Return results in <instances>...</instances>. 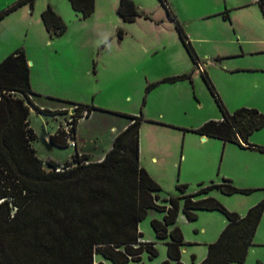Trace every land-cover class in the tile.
Returning <instances> with one entry per match:
<instances>
[{"label":"trees","instance_id":"trees-1","mask_svg":"<svg viewBox=\"0 0 264 264\" xmlns=\"http://www.w3.org/2000/svg\"><path fill=\"white\" fill-rule=\"evenodd\" d=\"M34 2L16 0L0 10V19L24 4L33 8ZM69 2L83 19L94 11V0ZM159 2L174 22L197 68L199 59L168 0ZM263 2L258 0L260 6ZM117 11L128 22L140 16L132 0H120ZM41 18L51 37L64 33L66 25L50 5L41 12ZM117 33L122 36L121 29ZM200 74L217 102L221 118L207 120L190 131L264 153V146L249 141L252 133L264 126V114L254 107L228 111L206 71L203 69ZM183 79L191 81L192 73L164 77L149 83L146 91L159 82ZM32 95L36 94L30 84L28 60L24 50L18 48L0 61V264H104L95 262V255L113 264H126L130 260L140 261L143 252L153 258L157 255L156 243L142 241L143 233L138 228L149 209L164 214L161 220H151L156 238L164 240L167 248V259L161 264H184L181 247L185 243L180 228L175 225L176 219L181 211L189 221L196 220L198 210H218L228 220L217 240L207 245V255L198 264L245 260L264 211V198L241 216L212 196L195 197L214 189L232 195L248 194L254 188H240L223 178L205 186L200 183L194 193H187L188 185L179 183L176 187L180 195L161 198V186L139 163L141 112L138 115L113 112L131 122L114 137L112 147L101 161H90L89 154L75 150L62 164L48 159L46 170L32 146L36 134L30 126V109L44 116L65 114L68 109L41 108L34 103ZM65 102L73 105L74 110L68 127L59 124L49 136V142L58 148L68 147L69 140L76 147V125L81 117H88L96 109L107 111L93 104Z\"/></svg>","mask_w":264,"mask_h":264},{"label":"rangeland","instance_id":"rangeland-1","mask_svg":"<svg viewBox=\"0 0 264 264\" xmlns=\"http://www.w3.org/2000/svg\"><path fill=\"white\" fill-rule=\"evenodd\" d=\"M15 1L16 0H0V5L3 6L1 10L7 8ZM44 1L45 0H38L36 5L37 8L42 5ZM151 1L154 12L158 14V12L161 11L159 2H156L158 0ZM255 1L256 0H189L188 3H192L196 7V9L189 10L186 5H184V0H168L170 5L172 3L176 6L178 10L177 12L183 15L186 19H189L190 23L187 28L188 30L196 31L195 34H202L206 31L214 32L213 30L205 28H207V26L210 28L216 27L213 22H210L212 20L203 21L196 18V16H199V10L197 7L206 6L209 9H223L226 7L225 3H227L226 8L229 9L231 6H240L241 4L248 2L249 5L247 6L246 11H239L240 9L235 11L236 18L240 22V25H243L246 22L249 27L246 33L243 32L242 34V39H245L246 41V43L243 44L246 50L253 47H264V22L263 20H260V15H262L263 19L264 16L259 9L260 5L258 0L257 3H255ZM71 17L63 19L65 25L67 24L68 27L66 33L56 39H51L52 45L49 46L50 49L48 48L47 50L51 51L57 49L59 53L58 55L56 53V57H50L51 61H49L46 71L42 68V65L44 64L42 60L45 58L44 52L42 50L39 52L41 49L40 45L37 42V39L35 41L33 38V33L40 34V29L38 31V28H36L34 23H32V25L29 24L28 19H24L23 22H21L22 19H20L19 23L16 22L17 32L13 31L11 33V42L12 44H19L17 49L22 48L25 50V47H28L27 54L30 58H33L34 64H32L30 60L28 63L32 66L35 76L34 80H36V84H39L37 86L53 90V92L60 95L58 98L63 100L83 104H94L101 109L106 108V106L113 107L114 109H108L112 110L110 113L128 112L126 114L138 115L141 112L143 114V122L139 130V144L140 148L142 147V158L143 162L149 166H152L149 161L151 154H154L158 158L159 165L161 166L162 178H164V187L160 195L161 198L168 197L169 192H173L175 195H180V191L177 189L176 185L182 183L181 179H184L187 176L190 177V172L192 173L193 169L197 167L200 169L204 168L202 173L207 175L210 174L208 176L212 177V179L217 182H220L226 177L222 175L223 171H225L227 174L233 176L235 178L234 180L240 184L238 187L247 184L242 176L243 171H234L233 168L237 164L243 165L244 168L248 167V165L254 166L257 162L252 156H249L246 153L237 152L235 148H233L232 151L229 150V153L226 154L223 162L222 140L219 142V140L211 139L205 143L201 138H197V136L199 137V134L190 131L192 127L199 126L208 119H216L215 116L217 115L221 116L217 102L200 76H197L196 79L193 78L192 80L195 97H193L189 85L187 88H184V86L181 85L173 88L161 86L153 89L151 93L146 92V86L142 74L150 67V65L153 66L156 64V59H158L157 62H159L160 65H162V63L166 65L164 62V60H166L164 54H159L158 58L152 60L151 56H148L146 53L148 39L143 37L139 44L131 42V38L126 39L125 42L122 43L125 50L121 51L116 49L118 48L116 42L110 43V47H112L111 53L108 54L110 56H108L105 49H103L105 44L98 46L96 42H92L88 37H83L82 42L78 43L82 46L80 53L77 55L71 54L70 51H73L71 49L74 45L75 33L81 30V28H83L82 31H85V24L88 23L84 20H77V18ZM218 29L219 28H217V30ZM224 29L231 33V27L227 24ZM34 36L38 38V35ZM152 36L156 38L155 35ZM163 38L167 39L169 36L165 34ZM134 46L139 47V49L134 48ZM240 46V44L230 42L222 43L217 42L216 40L197 45L201 54L202 52H206L209 54L207 58L213 60L212 62L207 61L206 57H202L204 55H200L201 57H199L201 61L206 63L204 64L205 70L225 108L231 112L242 106H254L264 114V72L231 70V68L235 66L264 65V53L252 55L245 54L241 57L228 55L227 58L221 60L222 62L215 63L214 58L217 56L218 51L234 52L237 49L240 50ZM0 48H2L1 44ZM107 48L109 47L107 46ZM92 53L94 54L93 56L91 55ZM98 55H105V57L102 58V63L104 65L101 67L95 66L97 64ZM111 56L120 57L116 63L109 65L110 60L108 59ZM42 73H45L47 78L54 75L53 79L49 78L47 80L44 78V75L43 80ZM184 92L187 100L183 99L182 94ZM37 101L41 102L40 99H37ZM163 101L168 102V107L167 105L165 106L166 102ZM147 107L149 108V116H151V118L154 117L158 121H154V118H146L145 111ZM68 109L67 113L59 114L54 117L44 116L34 110L30 113V126L36 134V139L32 142V146L38 157L44 161L46 170L48 169L46 166L48 158H56L64 163L66 158L70 159L71 154L75 152L70 148L55 147L43 138L44 133L47 130L54 129L55 131L59 121L58 119L61 121L65 120L62 125L68 127V122L71 120L70 111L73 109V105H70ZM122 110H125L126 112H122ZM99 115L101 114H96L94 120L82 122L79 126L80 130L86 132L87 127L91 122L94 121L96 125L101 122ZM117 117H121V120L125 119L121 115H118ZM161 119L164 121H161ZM170 121L172 123H170ZM100 126L102 125L100 124ZM164 127L170 128L171 130H167ZM97 128L101 132V135L95 145L96 155L100 154L101 148L106 146V141L102 139L103 129L99 127V125ZM105 134L108 136L107 130H105ZM253 136L264 146V126L260 130L254 132ZM165 139L169 140L168 143L172 145L167 151H165ZM192 143L193 145L191 146ZM184 152L187 155V160L185 161L184 159L182 160V153ZM166 165L168 166V169L163 168ZM258 176L259 174H257V179L254 180L256 183L254 184L262 185L258 189L257 187H252L255 190L251 193L224 195L216 189L210 193H215L217 196L226 200L228 199L230 204L238 207L242 206V203L249 204L251 202H258L264 198V189H262V187H264V173L261 174L259 178ZM194 188L197 190L198 181L189 184L186 191L194 193L196 192L192 191ZM161 203L167 204V202L164 201ZM154 214H160L162 216L163 212L149 209L146 217L140 221V229L143 232V236L146 238L152 237L156 242L155 247L157 249V255L153 258H149L147 252H143L140 261L136 262L130 260L127 264H161V262L165 260V244L163 241L156 239L155 232L151 227V220L154 218ZM195 221L193 220L189 223L193 224ZM185 230L189 236L193 234L195 235L193 226H190L189 230ZM258 236L259 238H264V213L261 219ZM260 249L261 257L264 258V247H261ZM96 257L98 261H101L104 264H113L109 259L107 260L100 255H96ZM185 257H187V254H185Z\"/></svg>","mask_w":264,"mask_h":264},{"label":"crops","instance_id":"crops-1","mask_svg":"<svg viewBox=\"0 0 264 264\" xmlns=\"http://www.w3.org/2000/svg\"><path fill=\"white\" fill-rule=\"evenodd\" d=\"M37 1L38 0H35L33 8H31L28 4H24L23 6L17 8L16 10L12 11L8 15H6L2 19H0V44L2 45V48H0V60H2L8 54H10L11 52H13L14 50L17 49V46L19 44H12V42H11L12 37L10 35L13 31L17 32V25L16 24L19 23L20 19H22L21 22H23L24 19H28L29 24L32 25V23H34L36 28H38V31L40 29V34L33 33L34 35H38V38L35 37L34 35H33V38L35 41L37 39V42L40 45L41 49L39 50V52L41 50L44 52L45 58L42 60L44 62V64L42 65V68L44 71H46V69L48 68V65H49V61H51L50 57H52V56L56 57L59 53L57 49H54L51 51L47 50L49 48V46L52 45L51 39H54V38L56 39V38L60 37V36L51 37L49 35V33L47 32V30L45 29V26H44L42 18H41V12L46 8L47 5H50L52 7V9L55 11V13L58 14L62 20L65 19L66 17L72 16L74 18H77V20L80 19V20H84V21L88 22L85 24V27H86L85 31H82L83 28H81V30H79L75 33L76 35L74 37V45H73V48L71 49L73 51H70L71 54L77 55L80 53V50H82V46L78 43L82 42L83 37H88L92 42H96V44L98 46L105 44V46H103L104 47L103 49H105V52L107 55L110 54L111 50H112V47H110L111 46L110 43L116 42L117 47H118L116 49L118 51H121V50H125L124 45H122V43L125 42L126 39L131 38L132 39L131 42L139 44V42L141 41V39L143 37V38L148 39V44H146L148 47L146 53L148 56H151L152 60H154L155 58H158L159 54L160 55L164 54V57H166V60H164L166 65L164 63H162V65H160L159 62H157L158 59H156L155 60L156 64L153 66L150 65V67L144 71L142 76L144 78L145 86H147L149 83L160 81L162 78L167 77V76L180 75V74L190 73V72L192 73V80H193V78L196 79L197 76H200L201 79H203L202 76L200 75V70L194 67L193 61H192L191 57L189 56L187 50L185 49V47H184V45H183V43H182V41L178 35V32L175 28L174 22L168 18L167 13H166L165 9L163 8V6L161 5V3L159 2V0L156 1L157 3L159 2V6H160V10H161L160 12H158V14H156V12H154L153 6L151 5V2H152L151 0H132L134 5L136 6L137 11L140 13V16H137L134 19V21H130V22L124 21L122 19V17L118 14L117 9H118V5H119L120 0H94V11L92 12V14L90 16H88L87 18H84V19L80 17V14L78 12H76L72 9L69 0H45L44 3L42 5H40L38 8L36 6ZM188 2H189V0H186V2L184 0V5H186V7L189 10L190 9H196V7L192 3H188ZM255 3H257V0L255 1ZM225 5L227 7V3H225ZM248 5H249V3L245 2V3L241 4L240 6H231L229 9L226 7L223 9L222 8L209 9L206 6L197 7V9L199 10V14H198L199 16H196V18H199V20H203V21L204 20H206V21L212 20L210 22H213V24L216 27L210 28L207 26V28H205L208 30H213L214 32L206 31L202 34H195L196 31H192L190 29L188 30V28H187V27H189L188 24L190 23L189 19H186L183 15H181L179 12H177L178 10H177L176 6L171 3L170 7L172 6L171 7L172 11L174 12V14L176 13L175 14L176 18L178 17L177 18L178 21L182 25L184 32L186 33L187 37L189 38L190 43L192 45V48H193L195 54L197 55L200 63L202 64V66H201L202 70L203 69L205 70L204 64H206V63L200 60V58H199V57H201L200 55H204L202 57H206V60L209 62L213 61L212 59L207 58V56H209L208 53L202 52V54H201L200 50L197 47V45H200V44L205 43V42H211V41L216 40L217 42H222V43L230 42V43H235V44L241 45L240 50L237 49L234 52H227V51L219 52L218 51L217 56H215V58H214L215 63L216 62L219 63L222 59L227 58L228 55H236L237 57H241L245 54L252 55V54L264 53V47H258V48L253 47L251 49L246 50L243 46V44H245L246 41H245V39L244 40L242 39V34H243V32L246 33V31L249 27L247 26L246 22H245V24L240 25V22L236 18V12L235 11H238V9H240L239 11L244 12L247 10ZM2 7L3 6L0 5V10ZM259 9L261 10V12L264 16V2L262 4V6H260ZM231 11H233V12H231ZM144 15H147L148 18H145ZM260 20H263V22H264L262 15H260ZM14 23H15V25H14ZM226 24L231 27V33L229 31H225L224 27L226 26ZM217 25H219V26H217ZM222 26H224V27H222ZM67 28L68 27L66 24V29H65L63 34L66 33ZM217 28H219V29L217 30ZM118 29L122 30V36L121 37H119L117 35ZM165 34H167L169 36V38H167V39L163 38L165 36ZM152 35H155L156 38H154V36H152ZM258 40H263V39H258ZM107 46L109 48H107ZM134 48L139 49V47H137V46H134ZM25 50H24V52H25V55H26L28 62L30 60L31 63L34 64L33 58H30L29 55L27 54L28 47H25ZM43 52H42V54H43ZM56 53H57V55H56ZM91 55L93 56L94 54L92 53ZM108 56H110V55H108ZM103 57H105V55H98L97 64L95 65L96 67H101L104 65L102 63ZM119 57L120 56H111L108 59V60H110L109 65H111L112 63H116L117 60L119 59ZM28 65H29V63H28ZM29 67H30L31 88H32V91L36 94V95L31 96L34 103L41 108H47L50 110L68 109L71 104L65 102V100H63V99L58 98V96H60V95H58L56 92H53V90L41 88V86H37L39 84H36V80H34L35 76L33 73L32 66L29 65ZM231 70H248V71H262V72H264V65L235 66V67L231 68ZM44 75H45L44 78H46L47 80L49 78L53 79V76H54V75H51L47 78L46 74L42 73V79H43ZM40 78H41V76H40ZM192 80L190 81L188 79H183V80H178V81H174V82H167V81L166 82L165 81L159 82L158 84H156V86L152 87L150 90H148L146 92L151 93L153 91V89H156V87H161V86H165V87L168 86L169 88H173V87H176L178 85H181V86H184V88L185 87L187 88L189 85L191 90H192V95H193V97H195ZM182 95H183V99L187 100L185 92ZM37 99H40L41 102H38ZM67 101H69V100H67ZM163 102H166L165 106L167 105V107H168V102L167 101H163ZM170 104H172V103H170ZM242 107H249V106H242ZM252 107H254V106H252ZM254 108H256V107H254ZM103 109L108 110V109H114V108L110 107V106H106V108H103ZM256 109L259 112H261L258 108H256ZM32 110H34V109L31 108L30 113ZM108 111H112V110H108ZM108 111L96 109V110H92V112L90 113V115L88 117H81L78 120V123L76 125V132H75L76 147L74 145H72L71 143H69V146L66 147V149L70 148V149H73V151L77 150L79 154H83V153L89 154V160L90 161H94V162L101 161L103 159L105 153L112 147V142L114 140V137L119 132H121L131 122V120L129 118L124 117L125 119L121 120V117H117L118 116L117 114H113V113H110ZM114 111H116V110H114ZM122 112H126V111L122 110ZM126 113H128V112H126ZM96 114H101V115H99L101 118V122H99V123L97 122L98 123L97 125L94 123V121L91 122V124L87 127V131L82 132L80 130V127H79L80 124H82V122L94 120ZM145 114H146V118H148V119L154 118V117L151 118V116H149L150 113H149L148 107L146 108ZM131 115H136V114H131ZM51 117H54V116H51ZM215 118L216 119H214V120H219L221 118V116L217 115V116H215ZM58 120L59 121H58L57 126L59 124H64V122H65V120H62V121L60 119H58ZM208 120H210V119H208ZM154 121H158V120L155 119ZM161 121H164V120L161 119ZM142 122L139 126V130H140V127L142 125ZM170 123H172V122L170 121ZM100 124L103 127L100 126ZM98 125H99V127H101L103 129L102 139L104 141H106V146L102 147L100 154L96 155L95 145L97 144V141L100 139V135H101V132L97 128ZM199 126L192 127L191 129L197 128ZM164 128H166L167 130H171L170 128H167V127H164ZM105 130H107L108 136H106ZM53 131H54V129L47 130L44 133L43 138L45 141H49V136L53 133ZM256 131H258V130H256ZM256 131H254V132H256ZM253 133L249 137L250 143L263 146V145H261L262 143L260 141H258L256 139V137L253 136ZM170 134H171V132H170ZM175 135H176V133H175ZM197 138H201L202 141L205 143L211 139H216V140H219V142H221L220 139L207 137L204 135L203 136L199 135V137L197 136ZM168 141L169 140L165 139V142H166L165 151L169 150L172 147V145H170L168 143ZM221 143H222L223 162H224V158H225L226 154L229 153V150L232 151L233 148H235V150L237 152L246 153L249 156H252V158H254V160L257 162V164H255L254 166L248 165V167H245V168L243 165H239V164L234 166V168H233L234 171H236V170H242L243 171L242 176L244 177V179L246 181L245 183H247V184L242 185L240 188L257 187V189H258L259 187H261L262 184H254V183H256V182H254V180L257 179V174H259V176H260L261 174L264 173V171H263L264 153L259 151V150H256V149L240 147L239 145H237L236 143H233V142H225V143L221 142ZM192 145H193V143L191 144V146ZM48 159H52L59 164L63 163V162H60L59 160H57L56 158H48ZM183 159H184V161L187 160V155L185 152L182 153V160ZM66 160H69V158H66ZM149 161H150L152 166H149L148 164H145L143 162L142 147L140 148V144H139V163H140V166H142L148 172V174L163 189L164 178H162L161 166L159 165L157 156H155L154 154H151ZM163 168L168 169V166L166 165ZM261 168H262V170H261ZM203 170H204V168L200 169L198 167L193 169V172L192 173L190 172L191 176L190 177L187 176L186 178L181 179V182L189 185V184L195 183V181H198V188L200 186L199 185L200 183H202L203 186H205L211 182L218 183L216 180H213L212 177L208 176L210 174L207 175V174L202 173ZM222 175L226 176L224 178H228L230 180L232 178V180H233V181L231 180L232 183L234 182L236 185L238 184L237 187L240 185L238 182H236V180H234L235 178L233 176H231L230 174H227V172L223 171ZM259 176H258V178H259ZM229 177H231V178H229ZM210 179H212V180H210ZM198 188H197V190H198ZM262 189H264V187H262ZM197 190H195V188H194L192 191H197ZM211 191H213V190H211ZM210 192H208L207 194H200V195L196 196L195 198H205L207 196H212V197L216 198L219 202H222V204H224L228 210L234 211L241 216H243L251 206L255 205L256 203H258L260 201L259 200L258 202H251L249 204H247V203L243 204L242 203V206L238 207V206H234L233 204H230V201L228 199L226 200L220 196H217L215 193H210ZM187 193H189V192H187ZM169 195L178 196V195L173 194V192H169ZM148 212H149V210H148ZM263 213H264V211H263ZM263 213H262V216H263ZM163 215L164 214H162V216L160 214H154L153 217L155 219L161 220L163 218ZM262 216L258 222L257 228L255 230L253 237H252V244L248 247L245 260L241 263L232 262L230 264H264V258H262L261 254H260V252H261L260 248L264 247V238H259V236H258ZM189 222L190 221L180 211L178 214V217L176 219L175 225H177L180 228V230L183 234V240L185 243L181 247V262L184 264H198L207 255V245L209 243H212V242L217 240L221 231L227 225L228 220L226 219L224 214H222L218 210H198L196 221L193 224H191ZM190 226H193V229H194L193 231L195 232V235L194 234L191 235L192 237L189 236V234L185 230V229L189 230ZM138 228L141 231L140 223L138 225ZM141 240L142 241H154L152 237L146 238L145 236H143L141 238ZM161 241H163L165 244L164 240H161ZM166 251H167V248L165 245V252ZM185 254H187V257H185ZM192 256H193V260H192ZM94 259H95V262H99L97 260L96 255H95ZM165 259H167V253H166ZM172 264H174V263L172 262Z\"/></svg>","mask_w":264,"mask_h":264},{"label":"built area","instance_id":"built-area-1","mask_svg":"<svg viewBox=\"0 0 264 264\" xmlns=\"http://www.w3.org/2000/svg\"><path fill=\"white\" fill-rule=\"evenodd\" d=\"M202 64L200 63V61L198 62V67H197V69H199L200 71L202 70ZM67 128V127H66ZM69 142L72 144V145H74V142L72 141V140H69ZM57 170H59V169H57Z\"/></svg>","mask_w":264,"mask_h":264},{"label":"water","instance_id":"water-1","mask_svg":"<svg viewBox=\"0 0 264 264\" xmlns=\"http://www.w3.org/2000/svg\"><path fill=\"white\" fill-rule=\"evenodd\" d=\"M30 64V63H29ZM32 108V107H31ZM33 109V108H32ZM74 112V110L73 109H71V111H70V113L72 114Z\"/></svg>","mask_w":264,"mask_h":264}]
</instances>
